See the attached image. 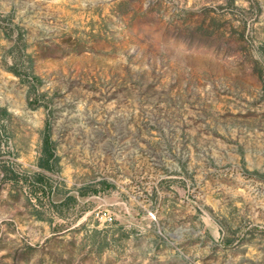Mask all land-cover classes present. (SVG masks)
I'll list each match as a JSON object with an SVG mask.
<instances>
[{"label":"rangeland","instance_id":"obj_1","mask_svg":"<svg viewBox=\"0 0 264 264\" xmlns=\"http://www.w3.org/2000/svg\"><path fill=\"white\" fill-rule=\"evenodd\" d=\"M0 264H264V0H0Z\"/></svg>","mask_w":264,"mask_h":264}]
</instances>
